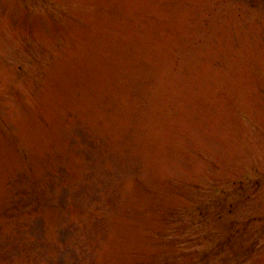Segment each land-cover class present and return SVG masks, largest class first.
I'll return each instance as SVG.
<instances>
[{"label":"rangeland","instance_id":"rangeland-1","mask_svg":"<svg viewBox=\"0 0 264 264\" xmlns=\"http://www.w3.org/2000/svg\"><path fill=\"white\" fill-rule=\"evenodd\" d=\"M0 264H264V0H0Z\"/></svg>","mask_w":264,"mask_h":264}]
</instances>
